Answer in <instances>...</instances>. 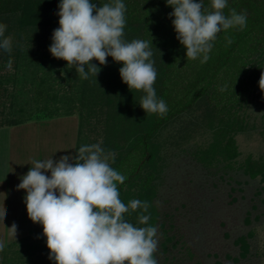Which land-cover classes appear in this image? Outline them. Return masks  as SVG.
Returning <instances> with one entry per match:
<instances>
[{"label":"trees","instance_id":"obj_1","mask_svg":"<svg viewBox=\"0 0 264 264\" xmlns=\"http://www.w3.org/2000/svg\"><path fill=\"white\" fill-rule=\"evenodd\" d=\"M91 2L99 7L114 5L115 0ZM122 2L126 8L122 39L149 42L153 53L150 60L157 72L153 87L157 100L167 105V113L136 115L135 106L146 94L129 89L119 73L122 63L112 57H107L106 65L92 60L100 71L97 76L89 73L83 79L75 66L68 67L66 61L52 56L49 48L53 32L59 28L61 0H0V24L6 26L0 40L10 37L12 43L10 52L0 48V58L2 62H13L14 69L10 76L0 79L2 90L11 85V91L5 94L9 116L0 126L76 115L79 142L84 128L102 123L106 129L104 152H117L110 166L126 177L123 184L117 185L121 201L126 206L134 199L149 205L147 212L129 209L125 219L136 227L158 228L154 198L155 179L162 164L155 140L159 130L195 105H204L213 135L206 147L195 151L196 160L211 165L218 160L230 161L239 154L234 133L243 129V117L238 108L247 104L264 74V0H228L224 15L229 17L232 9L245 14L246 26L222 29L212 42L207 62H202L204 53L195 60L186 58V48L174 30V17H169L173 8L167 0ZM202 11H213L211 0H203ZM247 158L244 171L250 177L264 171V163ZM141 214L149 216L147 224H140ZM240 241L243 246V238Z\"/></svg>","mask_w":264,"mask_h":264},{"label":"rangeland","instance_id":"obj_2","mask_svg":"<svg viewBox=\"0 0 264 264\" xmlns=\"http://www.w3.org/2000/svg\"><path fill=\"white\" fill-rule=\"evenodd\" d=\"M9 62L0 58L1 80L14 72ZM2 88L0 122L9 116L5 94L11 85ZM140 103L135 106L138 117L146 114ZM238 112L243 117V129L234 133L239 154L230 161L203 165L194 156L213 135L204 105H195L157 133L162 156L154 198L158 264H264V171L256 177L244 171L247 157L264 163V91L253 90ZM78 121L70 115L0 126V205L7 211L0 222V242L5 245L0 264H55L49 259L43 226L28 217L26 192L17 186L34 161L75 157L82 146L104 148L103 124L84 128L78 142ZM112 153L117 155L104 152L109 164ZM11 187L14 192L7 190ZM14 223L15 238L9 230Z\"/></svg>","mask_w":264,"mask_h":264},{"label":"clouds","instance_id":"obj_3","mask_svg":"<svg viewBox=\"0 0 264 264\" xmlns=\"http://www.w3.org/2000/svg\"><path fill=\"white\" fill-rule=\"evenodd\" d=\"M227 3L228 0H211L213 11L205 12L203 0H167L173 8L169 17H174V30L186 48L187 59L195 60L204 53L202 62H207V53L222 29L246 26L245 14L232 9L229 17L224 15ZM125 11L122 0L99 7L91 0H61L59 28L53 32L49 51L53 57L66 61L68 67L75 66L83 79L89 73L97 76L100 71L92 60L106 65L107 57H112L122 63L119 73L129 89L146 94L140 103L142 109L163 116L168 108L162 99L157 100L153 87L157 72L150 60L153 53L149 42L122 39ZM5 29L0 24V37H4ZM0 48L10 52L11 38L0 40ZM259 88L264 91V74ZM111 157L114 160L115 154ZM108 159L99 144L82 146L75 157L34 161L21 178L17 190H25L28 217L43 226L49 259L55 264H158L153 258L157 228L136 227L125 219L129 209L142 208L147 212L149 205L137 199L127 206L121 201L117 185L123 184L126 177L114 170ZM48 172L50 176L45 174ZM6 215L0 205V222ZM148 220V215L139 216L140 224H147ZM16 229L15 223L9 228L14 238ZM4 247L0 242V251Z\"/></svg>","mask_w":264,"mask_h":264},{"label":"crops","instance_id":"obj_4","mask_svg":"<svg viewBox=\"0 0 264 264\" xmlns=\"http://www.w3.org/2000/svg\"><path fill=\"white\" fill-rule=\"evenodd\" d=\"M12 126H14V125H12ZM12 126H4V127H2V128H5V127H6V128H10V127H12ZM12 184H13V182H12ZM7 190L14 192L13 187H11L10 189H7Z\"/></svg>","mask_w":264,"mask_h":264}]
</instances>
